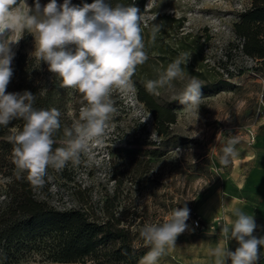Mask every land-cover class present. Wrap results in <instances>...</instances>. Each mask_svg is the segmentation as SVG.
<instances>
[{
  "label": "rangeland",
  "instance_id": "1",
  "mask_svg": "<svg viewBox=\"0 0 264 264\" xmlns=\"http://www.w3.org/2000/svg\"><path fill=\"white\" fill-rule=\"evenodd\" d=\"M19 2L23 7V0ZM49 2L39 0L42 7ZM63 2L57 0L58 4ZM250 2L145 0L143 14L148 23L144 28L152 34V25L162 23L155 38L166 50L161 59L151 57L148 67L158 77L159 71L181 53H190V61L181 67L187 76L198 78L206 86L201 90L198 108L189 110L173 99L186 80L175 81V90H161L160 95H154L161 103L177 104L175 122L167 136H161L155 130L152 115L138 99L131 79V92L112 93L116 112L111 115L102 141L91 148L90 154L81 156L79 165L68 162L62 169L47 170L42 189L48 194L47 202L57 209L79 207L78 200L82 198L89 200L97 216L103 218L104 208L118 195L121 206L136 210L132 231H138L136 240L147 250L135 264H140L151 247L140 236L142 227L164 222L174 208L187 205L189 227L177 237L175 246L165 247L157 264H207L217 236L222 237L225 247L230 246L222 229L235 219V209L254 219L264 216V188L255 182L256 173L264 172V64L240 52L233 31L239 14ZM25 3L33 7L35 0ZM11 47L15 56L20 51L35 57L31 55L34 37L27 31ZM198 71L202 75L192 73ZM228 73L234 76L227 78ZM222 79L228 83H222ZM57 80L65 97L66 114L73 124L79 119L83 98L76 90L61 87L58 77ZM230 139L237 140V155L225 166L220 157ZM155 150L157 156L148 155ZM7 182L8 178L0 175V193ZM218 195L226 214L206 220L201 209L210 197ZM194 219L199 220L201 227L191 226ZM40 258L36 254L18 264H35Z\"/></svg>",
  "mask_w": 264,
  "mask_h": 264
},
{
  "label": "clouds",
  "instance_id": "2",
  "mask_svg": "<svg viewBox=\"0 0 264 264\" xmlns=\"http://www.w3.org/2000/svg\"><path fill=\"white\" fill-rule=\"evenodd\" d=\"M23 4L22 7L18 0H0V126L7 127L16 119L24 122L22 130L7 137L13 144L17 179L27 173L31 185L42 188L48 168L59 170L68 162L79 165L81 156L90 154L91 148L102 141L111 115L116 112L113 91L131 92L134 87L131 77L148 60L142 35L148 21L134 4L113 5L109 0H93L82 6L72 5L71 0H64L63 4L50 0L43 7L39 0H35L33 7L25 0ZM162 26V23L152 25L153 42ZM25 31L34 37L31 55L48 65V70L59 78L61 87L74 89L83 98L79 119L64 128L62 146L55 149L54 137L61 129L60 111L34 108L36 97L30 91H6L13 76L15 53L11 46L19 42ZM17 33L21 35L16 36ZM70 45L75 49H70ZM190 58V53H181L166 69L159 71L157 79L145 82L146 91L160 95L161 90H175V81L186 80L173 99L189 110L198 108L201 82L187 76L181 67ZM236 143V139H230L222 149V165H228L237 155ZM178 152L179 149L175 153ZM233 215L235 219L222 231L238 247L231 251L220 241L211 250L215 264L228 261L258 264L264 237L253 235L257 227L254 216L240 209H235ZM189 216L190 209L185 204L174 208L164 222L145 224L140 236L151 247L140 264H157L165 247L175 246L177 237L188 229Z\"/></svg>",
  "mask_w": 264,
  "mask_h": 264
},
{
  "label": "trees",
  "instance_id": "3",
  "mask_svg": "<svg viewBox=\"0 0 264 264\" xmlns=\"http://www.w3.org/2000/svg\"><path fill=\"white\" fill-rule=\"evenodd\" d=\"M93 0H72L73 5L82 6ZM134 4L143 13L145 0H109ZM233 31L239 40L240 52L252 60L264 64V0H251L242 11ZM145 51L148 60L137 67L131 77L137 88V97L153 117L156 132L167 136L175 122L177 104L161 103L146 91L144 83L157 79L148 63L151 57L161 59L166 50L146 28H143ZM74 50V49H72ZM43 61L18 51L12 61L13 76L7 92L30 91L35 97L36 109L56 108L60 111L61 129L56 133L53 148L60 147L64 139L63 130L71 127L66 114V101L56 76L48 73ZM202 75L201 71L192 72ZM242 75V72L241 74ZM234 75L227 74V78ZM222 83H228L222 79ZM206 86H202L201 90ZM23 121L13 120L7 127L0 126V175L8 178L5 189L0 193V264H18L39 254L35 264L51 262L77 263L90 261L92 264H135L147 250L137 242L138 231H132L136 210L121 206L113 197L110 206L104 208L103 218L97 216L89 200L79 198L81 206L57 209L47 202L48 194L34 187L27 180V173L17 179L13 163V144L7 139L16 130H22ZM157 156V150L148 154ZM35 262V261H34Z\"/></svg>",
  "mask_w": 264,
  "mask_h": 264
},
{
  "label": "crops",
  "instance_id": "4",
  "mask_svg": "<svg viewBox=\"0 0 264 264\" xmlns=\"http://www.w3.org/2000/svg\"><path fill=\"white\" fill-rule=\"evenodd\" d=\"M262 179H264V172L256 173L255 175V182H257L256 184H258L259 182V185L261 186V188H264V181H261ZM201 210H202L201 215L204 214L207 216L206 220H210L213 217L218 216V215L226 214L225 208L221 206V196L220 195H218L217 197L216 196L210 197ZM255 217L257 221V224H256L257 227L253 235L257 237H264V216L259 215ZM220 241H224V240L222 239V237L217 236L216 245L214 246V248L217 246V244ZM229 243H230V246L226 248H229V250L231 251H234L238 247V243L234 239L229 240ZM207 264H215V257L213 255H210ZM227 264H230V261H228ZM260 264H264V248H261Z\"/></svg>",
  "mask_w": 264,
  "mask_h": 264
},
{
  "label": "built area",
  "instance_id": "5",
  "mask_svg": "<svg viewBox=\"0 0 264 264\" xmlns=\"http://www.w3.org/2000/svg\"><path fill=\"white\" fill-rule=\"evenodd\" d=\"M191 226H192L193 228L201 227V225H200L198 219H194V220L191 222ZM185 231H186V230H185Z\"/></svg>",
  "mask_w": 264,
  "mask_h": 264
}]
</instances>
